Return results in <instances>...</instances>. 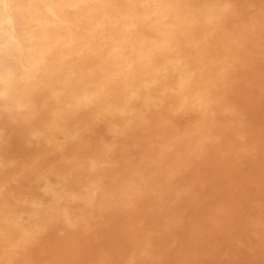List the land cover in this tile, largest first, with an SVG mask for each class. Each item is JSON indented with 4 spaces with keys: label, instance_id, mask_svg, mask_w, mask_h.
<instances>
[{
    "label": "clouds",
    "instance_id": "1",
    "mask_svg": "<svg viewBox=\"0 0 264 264\" xmlns=\"http://www.w3.org/2000/svg\"><path fill=\"white\" fill-rule=\"evenodd\" d=\"M0 264H264V0H0Z\"/></svg>",
    "mask_w": 264,
    "mask_h": 264
}]
</instances>
